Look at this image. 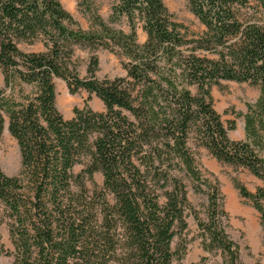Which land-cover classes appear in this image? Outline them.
<instances>
[{"label":"trees","instance_id":"obj_1","mask_svg":"<svg viewBox=\"0 0 264 264\" xmlns=\"http://www.w3.org/2000/svg\"><path fill=\"white\" fill-rule=\"evenodd\" d=\"M188 1L203 28L199 34L175 21L164 0H120L112 19L126 16L129 33L111 28L100 15L92 16L99 33L69 29L66 22L78 24L60 0H0V133L6 114L21 154L17 175L0 166V227L8 217L12 264L181 260L184 252L174 251L172 242L187 228L191 209L185 184L173 174L181 167L197 183L195 191L204 184L209 190L206 220L195 214L203 249L221 252L222 264H241L240 245L226 231L223 196L203 176L187 139L196 132L217 160L262 181L254 192L239 180L235 187L264 225V0ZM137 22L147 34L143 44ZM38 40L45 51L19 47ZM77 46L121 51L128 59L122 63L126 75L99 78V58L92 55L81 77ZM55 78L72 94H95L105 111L78 107L64 118ZM222 81L259 87L257 100L237 113L245 119L244 141L229 137L234 120L226 127L213 106L211 89ZM96 172L103 185L90 195L87 182Z\"/></svg>","mask_w":264,"mask_h":264},{"label":"rangeland","instance_id":"obj_2","mask_svg":"<svg viewBox=\"0 0 264 264\" xmlns=\"http://www.w3.org/2000/svg\"><path fill=\"white\" fill-rule=\"evenodd\" d=\"M63 7L70 11L78 25L65 23L69 29H76L80 26L82 29L90 32H101L99 27L93 22L92 16L100 15L102 20L108 26L117 30L130 32V25L126 16H122L117 21L112 19L113 9L120 0H60ZM164 4L171 13L173 19L187 26L189 34L198 33L203 29L199 20L192 13L188 0H164ZM143 22H137L136 32L137 41L143 44L147 39V34L142 28ZM24 51H45L41 41L33 44H19ZM74 62L81 77L87 75V66L92 55L99 58V69L97 76L99 78H113L116 76H125L126 70L123 62L128 59L121 53L110 52L103 48H87L77 46L75 48ZM56 86V106L64 118L70 119L74 116V110L79 107L91 108L94 111L103 112L105 107L103 102L95 95L89 94L85 90L72 94L69 92L65 81L61 78H55ZM4 75L0 69V88H4ZM25 92L29 93L31 88L23 85ZM19 87L15 90L14 97L19 95ZM211 89L214 108L221 114V119L226 127L234 120L235 129L228 131L231 139H240L245 134V119L237 115L242 111L247 101L257 100L260 90L259 87L249 83H240L235 81H222L221 85H214ZM193 94L197 93V87L191 86ZM7 94L10 91L7 90ZM13 95V94H12ZM9 96V95H8ZM11 96V95H10ZM246 110V109H245ZM128 114L131 118V115ZM4 128L0 133V166L7 174L17 175L21 169V154L19 145L8 130L9 118L5 114ZM187 146L194 156L196 163L203 176L212 181L219 188L223 196V208L229 215L226 231L230 237L240 245V263L241 264H264V225L261 222L260 213L255 209L250 200L243 198L235 187V180L242 182L250 191H255L263 183L256 176L250 173L246 168L224 163L217 160L204 145L196 132H191L187 139ZM87 160L77 164L74 172L79 173L85 166ZM173 174L180 178L186 186L187 196L191 203V209L186 213L187 228L177 235L172 242L174 251L183 253L182 259L176 260L174 264H222L221 252L214 251L206 253L203 249L202 240L199 237V230L195 214L201 220L207 218L208 206V188L204 184L202 191H195V180L188 174V171L181 167L175 169ZM103 185V174L96 172L93 181H88L90 188L89 194L93 195L95 187L99 190ZM111 202H114L113 196H108ZM163 199V198H162ZM164 202V199L161 200ZM10 219L6 217L0 227V246L3 251L0 252V264H12L15 255V246L10 236ZM184 250V251H183ZM116 264V263H115Z\"/></svg>","mask_w":264,"mask_h":264},{"label":"crops","instance_id":"obj_3","mask_svg":"<svg viewBox=\"0 0 264 264\" xmlns=\"http://www.w3.org/2000/svg\"><path fill=\"white\" fill-rule=\"evenodd\" d=\"M247 102H251V101H247ZM245 106H246V104H245ZM245 109H246V110H245ZM242 111L246 112V111H247V106H246V108L243 107ZM246 138H247V135H246V132H245L244 137H242V138H240V139H234V140H242V139H243V141H244V139H246ZM258 180H259L260 182H262L260 179H258Z\"/></svg>","mask_w":264,"mask_h":264}]
</instances>
